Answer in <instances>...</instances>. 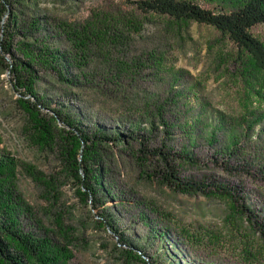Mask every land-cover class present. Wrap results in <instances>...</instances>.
Listing matches in <instances>:
<instances>
[{
  "label": "rangeland",
  "instance_id": "rangeland-1",
  "mask_svg": "<svg viewBox=\"0 0 264 264\" xmlns=\"http://www.w3.org/2000/svg\"><path fill=\"white\" fill-rule=\"evenodd\" d=\"M127 2L27 0L0 15L1 39H12L16 57L37 52L36 87L47 103L87 127L130 134L103 145L111 157L103 181L116 199L92 205L62 160L65 131L40 135L12 85L10 54L0 49V147L18 161L15 185L34 223L26 219V227L49 231L65 264H172L170 255L183 264H264V174L257 169L264 168V72L243 79L233 44L206 23L150 14L136 32L97 21L106 6ZM253 31L264 42V25ZM43 52L65 63L53 69ZM143 141L175 152L182 176L216 178L238 191L175 189L155 170L161 155L142 154ZM250 161L252 172L228 169ZM106 214L135 242L133 251ZM158 227L170 237L157 235Z\"/></svg>",
  "mask_w": 264,
  "mask_h": 264
},
{
  "label": "trees",
  "instance_id": "trees-1",
  "mask_svg": "<svg viewBox=\"0 0 264 264\" xmlns=\"http://www.w3.org/2000/svg\"><path fill=\"white\" fill-rule=\"evenodd\" d=\"M25 1L27 0H0V15L9 13L15 2ZM126 4V7L106 6L103 11L105 13L98 15L97 21L113 26L114 29L118 28V25H125L136 32H140L150 14L167 16L180 22L206 23L214 26L233 44L234 61L243 79L250 81L253 80L255 71L264 72V42L253 31L255 26L264 25V0H130ZM100 23L96 22V25ZM11 44L12 39L5 41L0 36V49L5 55L10 54L5 66L12 75L14 89L19 92L20 105L30 119L42 127L40 135L43 138H47L50 127L65 131L61 134L67 141L65 151H62V160L71 170L72 176L81 183V189L89 202L96 205L103 203L102 199L106 202L113 199L114 191L103 181L108 163L111 162V157L103 145H116L130 134L123 131L113 133L106 125L100 123L95 124L93 128L87 127L80 118L71 116L65 108H55L47 103L36 87L39 71L37 52L19 58L12 51ZM43 55L41 61L50 62L53 69L65 63V58L58 55L51 58L47 52H43ZM58 135L60 137V134ZM142 143L145 145L141 147L144 156L161 155V162L155 170L175 189L206 194L215 191L225 195H235V191H238L237 185L216 178L182 176L176 166L175 152L149 148L145 141ZM17 165L15 156L0 147V264H65L62 257L65 255L64 250H61L62 246L56 238L41 227L40 231L35 232L24 223V220L29 218L30 222H33L28 216L31 212L30 205L15 185ZM241 166L250 172V166L253 164L250 161L247 164L228 166V169H239ZM257 169L260 175L264 174V168ZM116 196L118 197L117 194ZM242 207L245 213L249 212V216L253 213L249 205L242 204ZM112 218H109L108 214L103 215V220L114 229L120 243L127 246L126 251H133L132 248L137 247L135 242L126 239L123 232L117 230L111 221ZM35 224L39 225L37 221ZM261 231L264 235V225ZM154 232L161 238L170 237L165 228L162 230L158 227ZM172 241L178 248L179 244ZM169 257L172 264H183L181 258L174 259L171 255Z\"/></svg>",
  "mask_w": 264,
  "mask_h": 264
}]
</instances>
